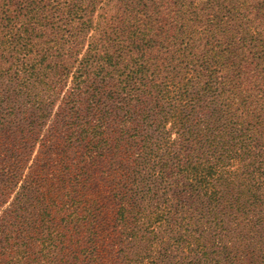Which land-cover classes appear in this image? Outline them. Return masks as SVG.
<instances>
[{
	"label": "trees",
	"instance_id": "1",
	"mask_svg": "<svg viewBox=\"0 0 264 264\" xmlns=\"http://www.w3.org/2000/svg\"><path fill=\"white\" fill-rule=\"evenodd\" d=\"M189 256L264 264V0H0V264Z\"/></svg>",
	"mask_w": 264,
	"mask_h": 264
},
{
	"label": "rangeland",
	"instance_id": "2",
	"mask_svg": "<svg viewBox=\"0 0 264 264\" xmlns=\"http://www.w3.org/2000/svg\"><path fill=\"white\" fill-rule=\"evenodd\" d=\"M173 249V246H170V251ZM173 256H177V252L172 253ZM170 256V255H169ZM141 258H144V260L146 259L145 255L142 254V256H140ZM190 257V258H189ZM186 260H181L178 263H171V264H215L213 261H208L206 263H202L197 257L195 256H189ZM242 259V257H241ZM177 259H174V262H176Z\"/></svg>",
	"mask_w": 264,
	"mask_h": 264
}]
</instances>
